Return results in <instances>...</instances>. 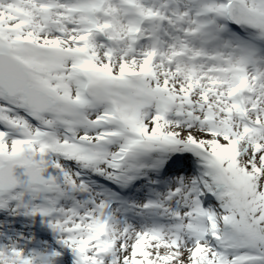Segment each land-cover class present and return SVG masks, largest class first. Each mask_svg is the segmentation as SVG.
<instances>
[{
    "label": "snow or ice",
    "instance_id": "obj_1",
    "mask_svg": "<svg viewBox=\"0 0 264 264\" xmlns=\"http://www.w3.org/2000/svg\"><path fill=\"white\" fill-rule=\"evenodd\" d=\"M0 209V264H264V0H0Z\"/></svg>",
    "mask_w": 264,
    "mask_h": 264
},
{
    "label": "rangeland",
    "instance_id": "obj_2",
    "mask_svg": "<svg viewBox=\"0 0 264 264\" xmlns=\"http://www.w3.org/2000/svg\"><path fill=\"white\" fill-rule=\"evenodd\" d=\"M14 229H15V232H16L17 231L16 230L17 228H14ZM50 231H51V229H50ZM17 232H20V231H17ZM15 235L19 236V235H21V232L20 233H17V234H13L12 236L13 237H16ZM51 236H53L52 232H51Z\"/></svg>",
    "mask_w": 264,
    "mask_h": 264
}]
</instances>
